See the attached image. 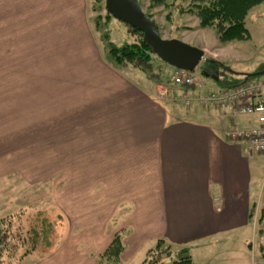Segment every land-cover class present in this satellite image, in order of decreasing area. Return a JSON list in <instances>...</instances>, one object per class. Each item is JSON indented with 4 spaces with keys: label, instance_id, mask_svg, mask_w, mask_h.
<instances>
[{
    "label": "crops",
    "instance_id": "obj_1",
    "mask_svg": "<svg viewBox=\"0 0 264 264\" xmlns=\"http://www.w3.org/2000/svg\"><path fill=\"white\" fill-rule=\"evenodd\" d=\"M88 9V0H0V230L30 208L38 182L60 176L58 239L18 261L106 264L119 233V264L157 240L188 247L197 264L195 252L255 237L264 155L222 134L254 118L158 100L141 71L108 62Z\"/></svg>",
    "mask_w": 264,
    "mask_h": 264
},
{
    "label": "rangeland",
    "instance_id": "obj_2",
    "mask_svg": "<svg viewBox=\"0 0 264 264\" xmlns=\"http://www.w3.org/2000/svg\"><path fill=\"white\" fill-rule=\"evenodd\" d=\"M88 1L89 21L104 53L107 40L120 45L124 42H134L140 39L139 33L134 32L131 27L108 13L105 9V0ZM137 1L144 13L155 22L162 37L180 39L192 46L200 47L206 52L208 58L226 66V68H218L219 66H217V70H213L207 67V62L202 61L199 63L193 74L199 78L206 90L217 91L221 89L223 84L233 80L235 75L232 72L252 73L264 70L263 10L260 4L249 9L246 16L243 17V22L248 28L246 37L222 41L220 39L222 31L216 27L218 20L206 25L202 24V17L195 6L193 7L190 4V0ZM169 67L170 65L162 60L153 58V73L159 75L162 80H167L168 82L164 84H167L174 91L175 87L170 83L172 70ZM128 70L136 71L131 65ZM205 70L210 72L211 75L217 74L218 79L206 76L203 73ZM252 79L264 80V74L255 76ZM152 82L151 80L154 87L155 82ZM53 177L55 181L60 178L59 175ZM55 181L46 182L47 187L38 182L37 187H35L36 191L30 193V197H25L30 199V202L32 200L30 208L20 209L14 214L15 218L13 217L8 223L6 221L2 224V229L7 232V234H4L7 238L4 247L9 252V256L4 257L5 263L23 264L18 259L24 251L32 249L44 255L48 251L46 247L51 243H56L61 232L62 216L60 207L55 205V202L60 200V181L56 184L57 186L54 185ZM50 200L52 201L51 206L44 205L49 203ZM250 212L251 223L256 231L255 237L250 238L248 236L243 242L234 243L232 248L222 249L219 245L212 248L204 256H200L195 252L193 258L196 263L207 264L208 261L224 260L226 264H252L255 256L260 254V257H262L261 253L264 251V185L259 199L257 198L254 201ZM167 244L170 243L167 242ZM154 245L150 244L148 248H152ZM164 246L161 254L158 250L152 251L153 253H145L148 248L145 251L140 250L135 256L133 264H142L141 261L145 259L148 263L151 259H157V264H164L172 260L180 250L175 245ZM182 247L185 249L186 246ZM119 262L120 259L118 264Z\"/></svg>",
    "mask_w": 264,
    "mask_h": 264
},
{
    "label": "trees",
    "instance_id": "obj_3",
    "mask_svg": "<svg viewBox=\"0 0 264 264\" xmlns=\"http://www.w3.org/2000/svg\"><path fill=\"white\" fill-rule=\"evenodd\" d=\"M263 2L264 0H190V4L193 7L195 6V9H197L198 13L202 17V24L206 25L208 23L214 22L215 20H218L216 27L218 30L221 29L222 31V33H220V39L222 41H230L231 39L246 37L248 28L245 25V22H243V17L246 16L249 9L258 4L261 5ZM145 15L149 17L146 13ZM128 26L131 27L130 25ZM131 30L139 33L140 39L138 41L124 42L120 45L115 44L110 40L106 41L107 43L104 47V54L108 62L122 70H127L131 65L133 68L141 71L146 76V78L155 82V84H160L163 82L167 83V80H162L159 75L153 73V58L158 57L153 54L150 47L143 42L142 32L133 27H131ZM206 65L213 70H217V66H219L218 68H226L225 65L216 63V61L207 62ZM205 71L207 73H210L207 70ZM232 74L236 77L234 76L233 80H230L229 83L223 84L222 87L236 86L253 78L246 77L243 73L232 72ZM219 81L221 80L219 79ZM11 219L12 216L4 219L2 221V224L6 221V223H8V221H10ZM4 234H7V232L1 228L0 264H11L10 262L5 263L4 261V257L6 255L9 256V252L7 251L8 249L4 247L7 239L5 237L6 235ZM164 245L173 246L172 244L165 243L163 240H157L155 246L149 249L148 253H153L152 251L158 250L161 254L163 253L162 249L165 247ZM123 248L124 244L122 242V239L120 238L119 233H116L107 249L101 254V259L106 264H118ZM179 249L180 250L177 252L176 256H174L172 260L164 264H195L191 258L188 247H185L186 250L183 247H179ZM32 251V249L29 251H24V253H22L20 256L29 254ZM261 254L262 258L264 259V251H262ZM157 261V259H151L149 261L150 263H148L145 259L142 264H154Z\"/></svg>",
    "mask_w": 264,
    "mask_h": 264
},
{
    "label": "built area",
    "instance_id": "obj_4",
    "mask_svg": "<svg viewBox=\"0 0 264 264\" xmlns=\"http://www.w3.org/2000/svg\"><path fill=\"white\" fill-rule=\"evenodd\" d=\"M261 8L264 30V2ZM170 69V83L175 89L172 91L164 82L157 84L155 96L158 100L180 102L184 106L198 104L205 109L226 107L233 116L253 117L256 124L248 127L230 121L223 129V138L232 143L242 142L249 153L264 155V80L250 79L236 86L208 91L193 71Z\"/></svg>",
    "mask_w": 264,
    "mask_h": 264
},
{
    "label": "water",
    "instance_id": "obj_5",
    "mask_svg": "<svg viewBox=\"0 0 264 264\" xmlns=\"http://www.w3.org/2000/svg\"><path fill=\"white\" fill-rule=\"evenodd\" d=\"M105 9L117 20H120L142 32V40L160 60L179 69L194 71L200 62H212L206 52L180 39L164 38L155 22L147 17L137 0H105ZM206 76L218 79L217 75ZM246 77L264 74V70L243 73Z\"/></svg>",
    "mask_w": 264,
    "mask_h": 264
},
{
    "label": "bare ground",
    "instance_id": "obj_6",
    "mask_svg": "<svg viewBox=\"0 0 264 264\" xmlns=\"http://www.w3.org/2000/svg\"><path fill=\"white\" fill-rule=\"evenodd\" d=\"M170 67H172V66H170Z\"/></svg>",
    "mask_w": 264,
    "mask_h": 264
},
{
    "label": "flooded vegetation",
    "instance_id": "obj_7",
    "mask_svg": "<svg viewBox=\"0 0 264 264\" xmlns=\"http://www.w3.org/2000/svg\"><path fill=\"white\" fill-rule=\"evenodd\" d=\"M211 75V74H210Z\"/></svg>",
    "mask_w": 264,
    "mask_h": 264
}]
</instances>
